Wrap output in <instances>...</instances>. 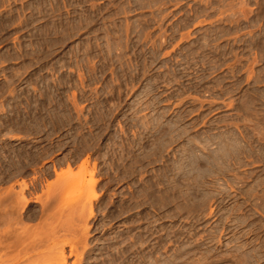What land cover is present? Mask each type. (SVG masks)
I'll list each match as a JSON object with an SVG mask.
<instances>
[{"label":"rangeland","instance_id":"obj_1","mask_svg":"<svg viewBox=\"0 0 264 264\" xmlns=\"http://www.w3.org/2000/svg\"><path fill=\"white\" fill-rule=\"evenodd\" d=\"M0 203V264H264V0H0Z\"/></svg>","mask_w":264,"mask_h":264},{"label":"bare ground","instance_id":"obj_2","mask_svg":"<svg viewBox=\"0 0 264 264\" xmlns=\"http://www.w3.org/2000/svg\"><path fill=\"white\" fill-rule=\"evenodd\" d=\"M9 140H15V137L13 136V137H11V138H9ZM83 168V167H82ZM81 168V169H82ZM55 174L57 175V178H65L64 180H66V178L68 177L69 179H70V177L71 176H75L76 174L74 173L73 174V170H72V168L70 167V165H68V167L65 169V170H60V172H57L56 170H55ZM67 178V179H68ZM72 178V177H71ZM59 179L57 180L56 179V181H59ZM61 181V180H60ZM54 183V182H53ZM53 183H52V185H53ZM58 183V182H57ZM62 183V182H61ZM27 185L28 184H26V182H23L22 183V189H21V195H19L21 198H19V199H21L20 201H22L23 203H24V206L25 205H28V203L30 202V200L24 195L25 193H24V190L25 189H27ZM13 188V187H12ZM12 192H13V190H12ZM19 194V193H18ZM11 195V194H10ZM38 198V197H37ZM97 197H94V199H96ZM4 199V198H3ZM12 201V200H11ZM15 200H13V202H14ZM1 204V203H0ZM20 204H22V203H20ZM15 205H17V204H15ZM18 206V208H19V204L17 205ZM6 208V207H5ZM16 208V207H15ZM46 208V207H45ZM22 209H23V206H22ZM90 209V208H89ZM16 210V209H15ZM19 211H20V209H19ZM21 212V211H20ZM10 215V214H9ZM15 215V214H14ZM34 219V218H33ZM10 221V220H9ZM11 232H12V230H11ZM16 236V235H15ZM13 244V243H12ZM15 246V245H14ZM13 246V247H14ZM62 253V252H61ZM65 256V255H64ZM64 259V258H63Z\"/></svg>","mask_w":264,"mask_h":264}]
</instances>
